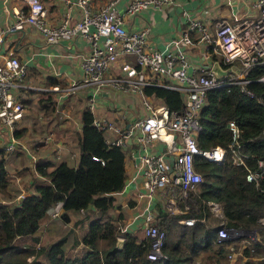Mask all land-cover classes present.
Here are the masks:
<instances>
[{
  "label": "built area",
  "instance_id": "built-area-1",
  "mask_svg": "<svg viewBox=\"0 0 264 264\" xmlns=\"http://www.w3.org/2000/svg\"><path fill=\"white\" fill-rule=\"evenodd\" d=\"M120 1L62 0L64 11L51 22L43 0H26L25 5L12 8V23L0 22V42L4 33L21 30L25 25L36 28L45 36L46 43L59 44L77 37L83 39L87 50L73 56L81 67V76L60 90L67 94L77 89L85 90L87 108L92 114L97 96L107 86L141 95L144 114L131 121L128 127L119 125L125 120L122 113L119 122L97 118L93 114V124L104 133L109 131L113 134L106 137L109 144L125 148L128 139L135 143L130 154L135 171L130 181L139 178L142 188L136 194L139 208L131 221L138 220V226L149 242L147 258L156 260L164 257L165 231L156 222L159 207L171 213H185L191 205L189 194L196 191L202 180L194 167L195 155L215 162H221L225 157V149L221 146L200 148L196 143L195 135L200 130L199 113L205 105L207 91L231 84H239L245 89V84L252 80L247 78V74L256 66L262 69L256 80L264 81V0H252L256 15L230 21L220 19L213 31L192 18L188 11H182L198 39L208 44L212 52L220 53L216 70L191 65L186 50L181 47L192 42L188 31L171 38L160 49L147 42L150 26L137 30L126 28V16L140 13L150 6L161 7L174 0H125V6ZM25 73L26 68L19 58L6 49L0 61V124L10 131L23 116L24 105L17 91L24 85ZM146 85L180 91L182 110H170L162 102L154 103L143 92ZM227 127L231 132L228 146L233 163L244 166L245 179L258 185L263 176L264 160H258V168L249 167L245 162L246 154L241 151L242 130L234 121H228ZM52 139L51 133L45 134L42 142L49 143ZM16 147V139L11 135L5 150L14 151ZM61 150L62 147L57 145V158ZM71 158H74V153ZM209 205L213 221L219 225L217 241L240 240L238 249L232 247L227 260L220 264H233L244 244L262 243L252 227L226 226L219 202L211 201ZM56 215V210H51L50 216ZM195 221L194 217L180 220L186 225H193ZM258 225L264 227V214ZM119 228L118 239L123 240V233L129 225Z\"/></svg>",
  "mask_w": 264,
  "mask_h": 264
},
{
  "label": "trees",
  "instance_id": "trees-1",
  "mask_svg": "<svg viewBox=\"0 0 264 264\" xmlns=\"http://www.w3.org/2000/svg\"><path fill=\"white\" fill-rule=\"evenodd\" d=\"M261 73L260 66L249 71L247 78L252 80L245 84V89L231 84L207 91L205 105L199 113L196 143L200 148L221 146L225 157L215 162L195 155L194 167L202 180L196 191L189 194L191 205L185 213H171L159 207L156 222L165 231L163 258L148 259V240L138 239L130 231L123 233L124 239L116 247L120 228L109 211L114 206L113 194L125 184V149L106 142V134L93 124V114L88 108L81 114V131L67 141L71 148L80 151L77 163H70L66 156L56 162L36 160L34 171L44 180L36 181L33 190L20 201L8 194L9 173L0 149V191H6V199L10 200L0 201V264H220L226 261L231 248L238 249L240 240L217 241L219 225L213 221L209 202L221 204L226 226L255 227L264 214V171L258 185L245 179L246 168L231 159L228 146L231 132L227 127L228 121H234L242 130L240 142L241 151L246 154L245 162L251 168H258V160H264V81L256 80ZM143 92L160 98L170 110H182V94L176 89L146 85ZM40 101L53 109L50 95ZM51 210H56V217L50 216ZM78 215L83 216L77 218ZM185 217L197 221L186 225L180 222ZM46 218L62 222L61 235L50 242L40 235L45 231L41 232V227ZM71 221L74 225L81 224L82 235L74 229H63ZM260 232L262 243H246L237 254L242 264H264V230ZM47 233L49 238L51 228Z\"/></svg>",
  "mask_w": 264,
  "mask_h": 264
},
{
  "label": "crops",
  "instance_id": "crops-1",
  "mask_svg": "<svg viewBox=\"0 0 264 264\" xmlns=\"http://www.w3.org/2000/svg\"><path fill=\"white\" fill-rule=\"evenodd\" d=\"M43 2L51 22H54L60 12L64 11L62 0H43ZM25 4L26 0H0V22L2 24L12 23L14 19L12 8H19ZM183 10L188 11L192 18L198 19L211 31L214 30L215 23L220 19L230 21L257 14L252 0H174L161 7L150 6L140 13L126 16L124 23L126 28L131 30L150 26L147 42L160 49H163L171 38L188 31L192 42L189 45H181V47L186 50L191 65L212 68L213 64L217 65L221 55L218 52H212L208 44L198 39V34L194 29L189 28L188 20L182 15ZM6 49L11 50L19 58L26 68V73L23 80L24 85L19 89V92L23 90L20 92V96L23 98L20 100L24 105L23 116L16 121L12 131L5 126H2L0 130L4 133L7 142L12 135L16 139L17 145L14 151L18 154L7 155L13 151H5L4 144H2V155L5 161L7 157L11 159L12 164L18 167V175H23L28 169L37 174L34 171V163L40 158L56 162L66 156L71 161L70 163H77L80 151L77 147L71 148L67 141L81 131V114L87 108V98L85 90L80 89L67 94L63 93L60 88L67 87L80 78L81 67L73 56L81 51H86L87 43L80 37L70 41H60L59 44L46 43L45 36L36 28L25 25L21 30L4 33L0 42V61ZM212 55H215L216 59ZM49 79L58 83H51ZM47 95L51 96L53 109L40 101V98ZM72 95H75V98H72ZM150 99L154 103L162 102L160 98L154 96H150ZM79 103H82L81 108H79ZM32 109L36 112V124L35 118L28 116ZM121 113L124 114L125 120L119 125L123 127H128L131 121L142 116L144 110L141 95L110 86L105 87L97 96L93 114L97 118H111L119 122ZM32 120L42 130L37 138L31 137L29 123ZM16 129H19V134H16ZM49 133L52 134L53 139L49 143L42 142V137ZM110 134L113 136L112 133ZM111 136L106 135V137ZM32 141H34L33 145H31ZM134 144L133 139H128L127 146L124 148L126 180L123 189L113 194L114 206L111 207L109 214L113 219H116L119 227L128 224L127 231L134 232L138 239H141L144 236L138 228V220L131 221L132 216L139 208L136 194L142 188L139 178L130 181L135 171L134 160L130 156ZM57 145L62 147L58 158L56 157ZM18 147L22 150H18ZM72 153H74V158H71ZM23 154L28 156L27 158L23 157V162H20V155ZM5 167L9 171L7 164ZM25 191L24 188H19L20 193ZM20 193L15 196L18 201L22 196ZM0 201L9 202L10 200L2 198Z\"/></svg>",
  "mask_w": 264,
  "mask_h": 264
},
{
  "label": "rangeland",
  "instance_id": "rangeland-1",
  "mask_svg": "<svg viewBox=\"0 0 264 264\" xmlns=\"http://www.w3.org/2000/svg\"><path fill=\"white\" fill-rule=\"evenodd\" d=\"M120 4L121 5H126L125 3V0H121L120 1ZM21 89V88H20ZM78 90V89H77ZM23 91V90H20V92ZM20 92L19 90L17 91V95L19 98H21L23 100V98L20 96ZM76 92V90L74 91ZM74 92H70V93H74ZM72 98H75V95H72L71 96ZM82 107V103H79V108ZM26 109V107H25ZM31 108L29 107V110ZM79 114V113H78ZM31 118H35V124H36V120H37V117H36V112L34 111V109H32L29 113V115ZM34 120V119H33ZM33 120L29 123L30 127H31V133H32V136L31 137H34V138H37L40 136L42 130L40 127L36 126L34 123H33ZM2 128V125L0 124V130ZM30 130V129H29ZM111 132L109 131H106L105 134L106 135H110ZM0 149H2L3 147L2 144H4V148H5V145L7 143V139L4 135V133L2 131H0ZM38 140V139H37ZM36 140V142H37ZM34 144V141H32L31 145ZM44 145V144H43ZM18 150H22V148L18 147L17 148ZM5 150V149H4ZM6 151V150H5ZM13 155V154H18L16 153V151H13V152H10L9 154L7 155ZM21 158L19 159L20 162H23V157L24 158H27L28 155L26 154H23V155H20ZM31 159V158H30ZM5 164H7V168H8V173H9V177H8V180H9V183H8V194H11L13 196H16L19 192V188H24L26 191L25 192H22L20 194H22V196L26 195L27 191H32L33 190V185L36 181H40V180H44L43 177H40L38 176V174H34L32 173L29 169L27 172H25L23 175H18V172H17V168L16 165H13L12 162H11V159L9 157H7V160L5 161ZM19 177V178H18ZM6 199L8 198V195L6 193V191H0V199ZM61 209V207H60ZM111 211V210H110ZM83 215H78L77 218L79 217H82ZM62 222L60 221H57V220H54V219H50V218H46L45 221L43 222V225L41 227V232L43 230L42 233H40L41 237L44 238L43 240H48L49 242L52 241V240H55L57 238H59V236L61 235L60 234V231L59 229H61L62 227ZM51 228L52 230V233L50 234V237L48 238V233H47V230ZM138 228L141 230V227L140 225L138 226ZM257 233H258V236L261 238L259 232H260V229H263L264 230V227L263 226H260V225H257L255 227H252ZM63 229H65L66 231L68 229H74L77 233L79 234H83L84 233V229L81 227V224L79 223V225H74L71 222L67 223V225H63ZM142 231V230H141ZM45 232V233H44ZM261 233V232H260ZM142 236L143 235V232L141 233ZM51 235H53L51 237ZM264 236V235H263ZM262 239V238H261ZM118 240V239H117ZM252 243V242H250ZM249 244V243H247ZM199 264V263H198ZM233 264H242V261H238V255H236V259L234 260Z\"/></svg>",
  "mask_w": 264,
  "mask_h": 264
},
{
  "label": "water",
  "instance_id": "water-1",
  "mask_svg": "<svg viewBox=\"0 0 264 264\" xmlns=\"http://www.w3.org/2000/svg\"><path fill=\"white\" fill-rule=\"evenodd\" d=\"M212 68L216 70V69H217V65H216V64H213V67H212ZM23 197H24V196H20V197H19V200H22ZM121 243H122V240L118 239L117 242H116V247L119 248L120 245H121Z\"/></svg>",
  "mask_w": 264,
  "mask_h": 264
}]
</instances>
